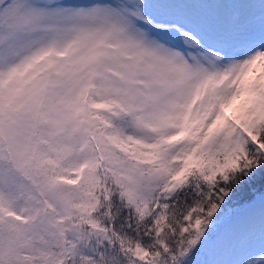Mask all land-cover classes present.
Masks as SVG:
<instances>
[{
	"label": "snow or ice",
	"instance_id": "1",
	"mask_svg": "<svg viewBox=\"0 0 264 264\" xmlns=\"http://www.w3.org/2000/svg\"><path fill=\"white\" fill-rule=\"evenodd\" d=\"M0 264H264V0H0Z\"/></svg>",
	"mask_w": 264,
	"mask_h": 264
}]
</instances>
